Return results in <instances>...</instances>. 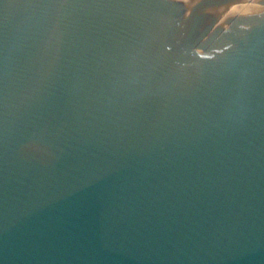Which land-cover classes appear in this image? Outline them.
Listing matches in <instances>:
<instances>
[{"label":"water","instance_id":"1","mask_svg":"<svg viewBox=\"0 0 264 264\" xmlns=\"http://www.w3.org/2000/svg\"><path fill=\"white\" fill-rule=\"evenodd\" d=\"M0 264H264V0H0Z\"/></svg>","mask_w":264,"mask_h":264}]
</instances>
